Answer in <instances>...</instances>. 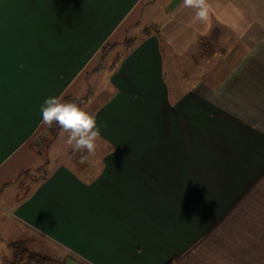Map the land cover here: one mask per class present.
Returning a JSON list of instances; mask_svg holds the SVG:
<instances>
[{"label":"crops","instance_id":"crops-1","mask_svg":"<svg viewBox=\"0 0 264 264\" xmlns=\"http://www.w3.org/2000/svg\"><path fill=\"white\" fill-rule=\"evenodd\" d=\"M143 2L0 0V264L14 241L63 264H264V0H207L206 22ZM101 73L99 154L31 176L44 99L85 108Z\"/></svg>","mask_w":264,"mask_h":264},{"label":"rangeland","instance_id":"rangeland-1","mask_svg":"<svg viewBox=\"0 0 264 264\" xmlns=\"http://www.w3.org/2000/svg\"><path fill=\"white\" fill-rule=\"evenodd\" d=\"M145 1L149 2L152 0H144L143 4L145 3ZM156 6H157V2L154 7L146 8L147 14L143 15L137 27L131 28L129 31L126 32L124 36L125 39L139 37L142 33L143 26L151 25L149 21L151 20V14H153V12H156L155 11ZM149 28L151 29V27H145V29L150 30ZM214 43L212 41V43L209 44L208 49L205 50L207 53H210V51L215 52V49L217 47H216V44ZM116 51L118 53H121L122 47L117 48ZM116 51H113L111 54H109L106 57L107 58L106 60L105 59L103 60V63L105 66L110 63L111 57L113 56V53H115ZM212 59H213V56L211 57V61H213ZM98 62H99V53L96 55L94 66L95 65L97 66ZM104 76H105V73H101L98 76H95V75L93 77L91 76L88 79L86 88L84 87L85 90L83 89L81 94H79V96L84 95L86 93L87 87H89L91 91L95 92L94 100L92 101V103L84 108L87 112L90 111L94 106H96V104L101 100V98H103V95L105 94L104 91L106 90V88H105V83H104L105 81ZM56 126L57 125L53 124L52 127L54 128ZM46 127L47 125H45V128L42 130L41 134L38 137H35L34 140L31 142L32 150L34 153V157H33L34 162L30 164L29 170H28L31 176L41 177L44 174V172H48L52 167H54L55 165H58L59 163L68 165L74 169L86 168L88 164L90 163L91 159L95 158L94 154L96 153L99 154V150H97L99 147L98 143L96 146L97 152L95 150V153L93 155H89L87 151H84V152L73 151L65 144V139H66L67 134L64 133L63 131L59 134L57 139L51 145H49L52 142L51 139H53L52 134H53L54 129L50 127L52 129H50V132H49L46 129ZM42 134L44 136H42ZM39 137H41L40 140H38ZM48 145H49V148L47 149L46 147ZM5 254L6 252L3 250V247L0 246V256L5 255Z\"/></svg>","mask_w":264,"mask_h":264},{"label":"clouds","instance_id":"clouds-1","mask_svg":"<svg viewBox=\"0 0 264 264\" xmlns=\"http://www.w3.org/2000/svg\"><path fill=\"white\" fill-rule=\"evenodd\" d=\"M183 5L195 11L196 21L208 20L207 0H183ZM81 105L82 102L78 98L65 101L60 97L49 96L40 106L41 123L49 127L57 125L67 134L65 144L73 151H87L89 155H93L101 132L96 117Z\"/></svg>","mask_w":264,"mask_h":264},{"label":"trees","instance_id":"trees-1","mask_svg":"<svg viewBox=\"0 0 264 264\" xmlns=\"http://www.w3.org/2000/svg\"><path fill=\"white\" fill-rule=\"evenodd\" d=\"M131 41L133 42L134 39H130V40L128 39L124 41V44H123L124 47L125 48L128 47ZM115 45L116 44L106 43L100 47L98 51L99 62L97 66L92 70V72H100L101 70L104 69L105 65L103 63V60L105 59L106 55ZM119 60H120V56L117 55L115 59L112 61V63L109 65V69H114L117 63L119 62ZM87 98H88L87 96H84L78 99L82 102V105H84ZM70 100H73V99H70ZM53 129L54 131H53L52 137L54 138L55 135H57L61 131V129L58 126L54 127ZM8 245L12 253L11 261L9 264H63V261L60 259L58 260V259L52 258L47 255H41V254L29 251L27 247L24 245V243L21 241L10 242Z\"/></svg>","mask_w":264,"mask_h":264}]
</instances>
